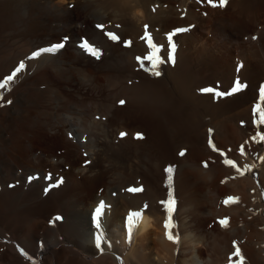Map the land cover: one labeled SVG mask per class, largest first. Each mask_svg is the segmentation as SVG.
I'll return each mask as SVG.
<instances>
[{"label": "bare ground", "instance_id": "6f19581e", "mask_svg": "<svg viewBox=\"0 0 264 264\" xmlns=\"http://www.w3.org/2000/svg\"><path fill=\"white\" fill-rule=\"evenodd\" d=\"M96 21L122 26L99 59L72 45L102 37ZM148 23L164 46L159 77L136 60ZM177 27L189 30L174 36L172 64ZM66 35L0 90V264H31L17 245L41 264H264V0H0V83ZM236 82L225 97L201 91ZM45 171L64 183L28 180ZM100 200L98 249L89 211Z\"/></svg>", "mask_w": 264, "mask_h": 264}, {"label": "snow or ice", "instance_id": "6c2138e0", "mask_svg": "<svg viewBox=\"0 0 264 264\" xmlns=\"http://www.w3.org/2000/svg\"><path fill=\"white\" fill-rule=\"evenodd\" d=\"M208 4L212 7H226L228 5L229 0H207ZM98 27H103V25H99ZM148 27L149 26H145V30L147 32V35H143L141 37L142 40H144L146 42L147 45V49L148 54L144 57H136V60L139 62V64L141 65V67H143L145 60L148 61L151 64V69H149V71H151V74L155 77H159L161 76V71H160V65L165 63V60L161 57L160 53L163 51L164 46L163 45H158L157 43H155L153 41V38L151 36V34L148 32ZM189 29L184 28V27H177L175 32H171L167 35V43H168V49L165 53L167 60L169 62H171L172 64H174L176 62V49H177V45L174 42V36L186 32ZM108 37L113 40V41H119L120 38L117 34L113 33V32H108L107 33ZM127 46L131 45V41H125L124 42ZM65 47L64 43H57L55 44L53 47H48V48H40L38 51H33L32 52V56L35 57H40L42 54H47V53H54L59 49H62ZM80 47L87 51L88 53L91 54V56L95 57L96 59H99L101 56V52L99 51L98 48L93 47L90 43H88V41H85L83 44L80 45ZM25 68V64L23 62L19 63V67H17L15 69L14 72H12L10 75H8L6 78L3 79V82L0 83V90H3L6 88V86L13 81L16 76L17 73L21 72L23 69ZM241 83L240 82H236L235 85L233 87H231L230 92L229 91H216L213 88H203L201 89V91L203 93H211L214 96H219V97H225L231 94H235L238 91L241 90ZM261 95L264 96V89H261ZM0 99H2V97H0ZM119 105L123 106L126 104V100L124 99H120L118 101ZM120 137H126L128 135V133L121 131L119 133ZM136 138L137 139H143L142 134L137 133L136 134ZM181 156L184 155L183 152L180 153ZM227 163H232L231 161H226ZM169 173V176H171L173 169L171 167H168L166 170ZM47 180L51 181L52 177L49 175L46 177ZM59 184L63 183V179L62 178H57ZM59 184L57 183H53L50 184L49 188L46 189V191L51 190V188L53 187H57L59 186ZM128 192H141L143 191L142 188L140 187H130L128 189H126ZM108 206L106 205V203L103 200H100L98 202V205L94 208V212H93V222H94V242H95V246L100 249L102 243H106V237H104V234L101 230V218L102 216L105 214V209ZM173 207H174V201L173 200H168L167 201V211L169 213H171L173 211ZM145 210H147L148 205L145 204L144 205ZM141 213L139 211L132 213L131 215L128 216V223H129V229L130 231H132L131 229V221L133 219L134 216L138 217L140 216ZM61 217L57 216L55 217L54 221H58L60 220ZM221 223H225V221H221ZM165 227H167V225H165ZM169 238V236H168ZM173 239V236L171 235V239ZM102 250V249H101Z\"/></svg>", "mask_w": 264, "mask_h": 264}, {"label": "rangeland", "instance_id": "374dc122", "mask_svg": "<svg viewBox=\"0 0 264 264\" xmlns=\"http://www.w3.org/2000/svg\"><path fill=\"white\" fill-rule=\"evenodd\" d=\"M99 25H103V27H98ZM150 25V23H148V26ZM105 26H106V28H105ZM118 27H120V29L118 28V30L120 31H118L117 30V28L116 27H112V25L110 24V23H105V22H99V21H96V23L94 24V28L97 30V31H99V32H101L102 31V37H97V39H94V38H92V37H90V36H87V35H82L80 38H77L76 40H74V41H72V45L75 47V49H77V50H79L80 52H82L84 55H87V56H91V54L90 53H88L87 51H85V50H83V49H80L81 47H80V45L81 44H83L85 41H88V43H90L93 47H97V48H99V51L102 53V55H101V57H103L104 56V54L106 53V41L107 40H109L110 38L108 37V35H107V33L109 32V31H113V33H115V34H117L119 37L120 36H122L121 34V30H122V26H118ZM114 28V30H112ZM149 28V27H148ZM110 29V30H109ZM104 30V31H103ZM142 32H141V34H140V37H139V39L140 40H142L141 39V37L145 34V35H147V32H146V30H145V25H143V27H142ZM148 32L150 33V31H149V29H148ZM151 34V33H150ZM65 37V38H64ZM69 38V39H68ZM66 39V40H65ZM68 39V40H67ZM83 39V40H82ZM79 40V41H78ZM94 40V41H93ZM101 40V41H100ZM64 42H66V43H64ZM71 42V36L70 35H66V36H62L61 37V39H59V40H56V41H54V42H50L49 44H47L46 45V43L45 44H43L42 46H39L40 48H48V47H53L55 44H57V43H64L65 44V46L67 45V44H69ZM54 43V44H53ZM46 45V46H45ZM97 45V46H96ZM99 46V47H98ZM39 47H37V48H34V49H32L31 51L33 52L34 50L35 51H38L40 48ZM32 52H30L29 54H31V55H27L26 57H24L23 59H21V60H18V63H17V66L14 68V71H15V69L17 68V67H19V63L20 62H25L24 64H25V70L24 71H28L29 70V68H30V63H32V62H39L44 56L45 57H55L57 54L56 53H58L59 52V50H57L56 52H54V53H47V54H42L41 55V57H33L32 56ZM49 54V55H48ZM51 55V56H50ZM91 57H93V56H91ZM37 59V60H36ZM94 59H95V57H94ZM27 62V63H26ZM28 67V68H27ZM13 71V72H14ZM17 75H19L18 73H17ZM95 117H97V119L96 120H99L100 119V116L99 115H96ZM43 173H46V174H43ZM43 173H39V172H33L32 174H30L29 175V181L30 182H33V181H36V180H38V179H40V178H43V181H44V183L45 184H47L46 185V188H48L49 187V185L50 184H52L51 182L55 179L56 181L55 182H57V184H59L58 183V179L57 178H54V175H53V173H50V172H43ZM51 176L52 177V180L51 181H49V180H47L46 179V177L47 176ZM58 178H60V177H58ZM64 181H65V179L63 178V183H64ZM54 182V183H55ZM49 183V184H48ZM113 194H115V195H113ZM111 196L112 197H114V198H116L118 195H117V192H114V193H112L111 194ZM97 205H94V206H92L91 208H90V211H89V220H90V225H91V227L93 226L94 227V222H93V219H92V216H93V212H94V208L96 207ZM61 213H57L56 215L57 216H61V221L60 220H58V221H55V223L53 222L54 221V219H55V217H56V215H53L52 217H51V219H49V220H47V226L50 228V229H56L57 230V227H59L60 226V224L64 221V215L63 214H61ZM54 217V218H53ZM55 224V226L53 227V223ZM50 223V224H49ZM59 224V225H58ZM92 227V228H93ZM0 241H3V242H6V240L5 239H2V238H0ZM17 249H18V251L20 252V254L22 255V256H24V257H26V259L31 263V264H41L42 262H43V260L41 259H38V258H34V257H31V256H28L25 252H24V250H23V248L22 247H20L19 245H17ZM84 255V254H83ZM84 257H88V256H85L84 255Z\"/></svg>", "mask_w": 264, "mask_h": 264}]
</instances>
